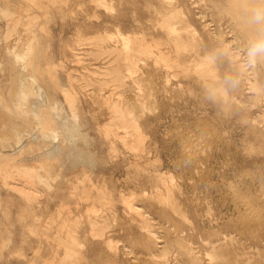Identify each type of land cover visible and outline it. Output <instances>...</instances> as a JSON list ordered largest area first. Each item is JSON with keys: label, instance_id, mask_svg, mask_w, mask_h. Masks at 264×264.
<instances>
[{"label": "rangeland", "instance_id": "1", "mask_svg": "<svg viewBox=\"0 0 264 264\" xmlns=\"http://www.w3.org/2000/svg\"><path fill=\"white\" fill-rule=\"evenodd\" d=\"M30 1H34L33 4ZM92 1L0 0V8L8 6L13 13L15 11V14L22 15V25L30 18L34 19V15L36 19L39 17V20L34 19L31 23V28L35 38L42 36L32 42L33 51L36 50L34 61L36 65L40 63L37 69L41 94L31 97L29 105L39 108L46 100L57 104L66 113L73 99L75 109L81 111L77 110L79 118L76 121L79 138L68 146L57 139L53 143L47 141L46 149L38 151L31 148L32 145L37 146L39 141L36 134L30 132H22L17 144L10 140L6 143L4 138L0 140V154L7 156L0 155V169L4 166L8 170L15 166H35L42 175L44 169L41 164L46 157L45 152H53L56 145L64 148L52 153L56 159L52 160L54 164L49 169L52 179H49L47 186L39 180L32 181L34 193L29 199L18 191L17 195L9 186L6 188V178L0 170V250H3L0 251V264H58L64 257V248L57 238L66 235L69 229L63 225L68 223L76 225L73 230L82 240H78L80 246L77 247L80 262L76 260L71 264H190L191 259L198 264H264V94L259 92V89H264V65L252 61L249 54L251 42L241 35L230 14L223 10V7H227L226 3H223L224 0ZM214 3L217 6L221 3L222 7H217L220 12ZM45 8L49 11H45ZM166 20H172L170 26L178 31L167 32L170 30ZM22 29L23 26H20ZM0 30L1 43L6 33V20L1 15ZM117 34L146 43L145 51L135 53L129 50L125 55L122 38L119 35L118 38ZM21 36L26 38L24 33ZM185 42L187 47L184 46ZM2 47L1 51L4 52V44ZM3 52L0 53L4 56H0L3 64L0 66V84L9 92L15 75L10 55ZM160 54L170 58L174 63L173 69L168 70L167 58L163 55L162 58ZM41 60L44 61L41 63ZM193 60L197 64L200 60L202 65L195 64ZM206 67L213 68V73L209 74L207 71L210 70ZM117 72L123 79H116ZM67 93L74 95L70 97L71 102L64 96ZM111 103L132 111L129 112L133 117H128L132 124L137 121V132L142 136L138 139L139 143L130 141L129 136L134 132V129H130L131 125L130 128H116L119 134L124 131L125 134L121 135L125 137L127 145L115 135V129L109 127V121H113L114 117ZM110 129L114 135L110 134ZM130 145L134 146V151L128 148ZM12 178L7 179L16 182L24 179L20 175ZM103 192L106 195L102 196ZM160 196H167L170 201L162 202ZM100 197H103V201L98 199ZM131 201L138 211L130 209ZM236 201L241 204L238 205ZM243 203L246 206L240 207ZM104 217L109 221L108 231L105 229L104 237H98L101 238L98 240L90 234L88 223L106 220ZM144 221L157 238L147 232ZM41 235L47 236V241ZM7 237L10 244L6 241ZM108 241L111 242L110 246L107 245ZM162 248L167 253L159 257ZM207 254L213 257L209 258Z\"/></svg>", "mask_w": 264, "mask_h": 264}, {"label": "bare ground", "instance_id": "2", "mask_svg": "<svg viewBox=\"0 0 264 264\" xmlns=\"http://www.w3.org/2000/svg\"><path fill=\"white\" fill-rule=\"evenodd\" d=\"M16 1V0H15ZM28 1V0H27ZM38 1V0H37ZM52 1V0H51ZM55 1H57V0H55ZM70 1V0H69ZM82 1V0H81ZM89 1V0H88ZM94 1V0H93ZM92 1V2H93ZM104 1V0H103ZM102 1V2H103ZM120 1H122V0H120ZM226 1V2H225ZM17 2H19V1H17ZM31 2V1H30ZM32 2H34V1H32ZM31 2V3H32ZM43 2V1H42ZM95 3H96V1H94ZM98 2V1H97ZM99 2H101L100 0H99ZM216 2H217V0H216ZM11 3V2H10ZM14 3V2H13ZM45 3H46V1H45ZM45 3H44V5H45ZM51 3V2H50ZM54 3V2H53ZM53 3H51V4H53ZM61 3H62V1H61ZM104 4H105V2H103ZM208 3L210 4V2L208 1ZM225 5H227V7H226V9H224V7H223V10H226L229 14H230V19H233L234 21H235V24L237 25V29L239 28V32L241 33V35L246 39V40H248L249 42H251V51H250V57H251V59H252V61L253 62H256V61H258V63H260V64H262V65H264V0H224V2H223ZM4 4V3H3ZM2 4V5H3ZM33 4V3H32ZM38 4V3H37ZM36 4V5H37ZM40 4V3H39ZM58 4V3H57ZM57 4H55V5H57ZM102 4V3H101ZM212 4V3H211ZM215 4V3H214ZM223 4V5H224ZM13 5V4H12ZM16 5V4H15ZM46 5H48V3L46 4ZM45 5V6H46ZM59 5H60V3H59ZM96 5V4H95ZM103 5V4H102ZM101 5V6H102ZM106 5V4H105ZM216 5V4H215ZM214 5V6H215ZM219 5L221 6V3L219 4L218 3V6L216 5L215 6V8L217 9V7H219ZM17 6V5H16ZM45 6H43L42 5V7L44 8ZM98 6H99V4H98ZM213 6V7H214ZM24 7V6H23ZM28 7H29V5H28ZM32 7V6H31ZM177 7V6H176ZM222 7V6H221ZM25 8V7H24ZM33 8V7H32ZM61 8V7H60ZM214 8V9H215ZM220 8V7H219ZM46 9V8H45ZM57 9V8H56ZM55 9V10H56ZM167 9V8H166ZM216 9H215V11H216ZM28 10V9H27ZM44 10V9H43ZM48 9H46L45 11H47ZM52 10V9H51ZM60 10V9H59ZM59 10H58V12H59ZM65 10V9H64ZM169 10V9H168ZM170 10H171V8H170ZM174 10H175V8H174ZM173 10V11H174ZM218 10V9H217ZM220 10H222V9H220ZM33 11V10H32ZM49 11V10H48ZM53 11H54V9H53ZM61 11V10H60ZM63 11V10H62ZM165 11V10H164ZM179 11V10H178ZM34 12V11H33ZM218 12H220L219 10H218ZM224 12V11H223ZM227 12H225V13H227ZM21 13V12H20ZM23 13H24V11H23ZM44 13V12H43ZM52 13V12H51ZM172 13V12H171ZM175 13V12H174ZM227 13V14H228ZM26 14H27V11H26ZM37 14H40V13H37ZM60 14V13H59ZM214 14V13H213ZM227 14H225V15H227ZM228 14V15H229ZM0 15H1V17L2 18H4L5 20H6V33H5V36H4V38H3V42H1L0 43V53L1 52H3V51H1L2 49H3V47H2V44H4V52L7 54H9L10 55V58H11V68H12V72H14V75L15 76H13V77H15V82H13L12 83V85H11V87H10V91L8 92V91H6V88H4L5 86H3L2 84H0V140L1 139H3V141H5L6 143H8V140H10L11 142H13V144L15 143V144H17V143H20L19 141H20V138H21V136H22V132H30V133H34V134H36V139H38V141H39V143H37L38 145L37 146H31V148H33V149H41V148H44V149H46L45 147H46V144H48L47 143V141H52V143L55 141V140H62V142L64 143V144H66L67 146L69 145V144H71L78 136H79V133H78V130H77V117H78V114H77V112L79 111L78 109V111L75 109V107H74V102H73V99H72V102L70 101V97L72 96V94H71V96L67 93V95H64V96H66V98H67V100H69L71 103H72V105L71 104H69V103H67L68 105H71V107H69V112H66V113H64V111L57 105V104H54V103H50V102H48V101H44L43 102V104L38 108V107H33V106H30L29 105V103H30V101H29V103H28V100L31 98V97H35V96H39V94H41V88L38 86V81H39V70L37 69V65H39V64H37L36 65V63H35V61H34V53H36V52H34V51H36V50H34L33 51V45H32V42H34L35 41V39L36 38H40V37H42L41 35H39L40 37H36L35 38V36H34V33H33V30H32V28H31V23H33L35 20L34 19H36V17H35V15H34V19H31L30 18V21L29 22H27V23H25V21H24V24L22 25V23L23 22H21L22 20H21V16L19 15V14H15V11H14V13L9 9V7L8 6H6V7H2L1 6V8H0ZM41 15V14H40ZM42 15H44V14H42ZM41 15V16H42ZM47 15V14H46ZM45 15V16H46ZM51 15V14H50ZM61 15H62V13H61ZM60 15V16H61ZM167 15H169V14H167ZM166 15V16H167ZM176 15H177V13H176ZM178 15H179V13H178ZM222 15V14H221ZM44 16V17H45ZM165 16V17H166ZM172 16V15H171ZM183 15L181 14V17H182ZM215 16V15H214ZM217 16H219V14L217 15ZM26 17V16H25ZM29 17V16H28ZM32 17V16H31ZM38 17V16H37ZM63 17V16H62ZM61 17V18H62ZM95 17V16H94ZM203 17V16H202ZM43 18V17H42ZM41 18V19H42ZM49 18V17H48ZM167 18V17H166ZM169 18H170V16H169ZM173 19V18H172ZM177 19V18H176ZM36 20H39V17H38V19H36ZM167 21V23H166V26L169 28V30L171 31H167V32H169V33H172L173 31H175L176 29H174L173 27H171L170 26V22L172 21H170V22H168L169 20H166ZM233 21V22H234ZM38 22H41V21H38ZM46 22V21H45ZM179 22V21H178ZM229 22V21H228ZM232 22V23H233ZM37 23V22H36ZM164 23V22H163ZM177 23V22H176ZM38 24V23H37ZM164 25V24H163ZM20 26L22 27L23 26V29L22 30H20ZM35 26V25H34ZM46 26V25H45ZM165 26V25H164ZM164 26H162V27H164ZM178 26V25H177ZM39 27H40V25H39ZM42 27H44V26H42ZM167 27H165V28H167ZM182 27V26H181ZM44 28H48V27H44ZM44 28H43V30H44ZM167 28V29H168ZM178 28V27H177ZM42 29V28H41ZM187 29V28H186ZM1 31V30H0ZM176 31H178V30H176ZM183 31V30H182ZM166 32V33H167ZM186 32V31H185ZM21 33H24V35H25V37L26 38H21L22 36H21ZM119 33V32H118ZM48 34V33H47ZM46 35V34H45ZM118 35L119 34H117V37H118ZM37 36V35H36ZM106 36V35H105ZM119 36H121V38H122V42L121 43H123V50L124 51H126L125 53L123 52V50H122V52L125 54V55H127V51H128V53H129V50H132V51H135V53L136 52H143V51H145V49H146V47L144 46L145 44H142L141 42H139V41H135L134 39H132V37H130V36H125V35H122V34H120ZM169 36H170V34H169ZM173 36V35H172ZM179 36V35H178ZM193 36H195V35H193ZM107 37V36H106ZM182 37V36H181ZM186 37V36H185ZM101 38V37H100ZM108 38V41H109V37H107ZM119 38V37H118ZM120 38V39H121ZM171 38V37H170ZM173 38V37H172ZM191 38H192V36H191ZM1 39V38H0ZM43 39H44V37H43ZM103 39V38H102ZM38 40V39H37ZM88 40V39H87ZM86 40V41H87ZM90 40H92V39H90ZM94 40V39H93ZM96 40H98V38L96 39ZM172 40V39H171ZM179 40V39H178ZM185 40V39H184ZM194 40V39H193ZM1 41H2V39H1ZM41 41V40H40ZM82 41H84V40H82ZM102 41V40H101ZM113 41V40H112ZM116 41H119V40H116ZM141 41V40H140ZM143 41V40H142ZM145 41V40H144ZM143 41V42H144ZM180 41V40H179ZM182 41V40H181ZM187 41V40H186ZM189 41V40H188ZM187 41V42H188ZM195 41V40H194ZM193 41V42H194ZM13 42V44H11ZM36 42V41H35ZM85 42V41H84ZM119 42V43H120ZM173 42V41H172ZM192 42V41H191ZM83 43V42H82ZM87 43V42H86ZM89 43V42H88ZM87 43V44H88ZM92 43V42H91ZM93 43H94V41H93ZM98 43H100V42H98ZM102 43V42H101ZM169 43V42H168ZM175 43V42H174ZM190 43V42H189ZM196 43V42H195ZM11 44V45H10ZM96 44V43H95ZM108 44V43H107ZM169 44H171L172 45V43H169ZM225 44V43H224ZM39 45V44H38ZM104 45V44H103ZM149 45V44H148ZM186 45V42H185V44H184V46ZM195 45V44H194ZM197 45V44H196ZM217 45H220V44H216L215 46H217ZM78 45H76V47H77ZM81 46V45H80ZM94 46H96V45H94ZM99 46V45H98ZM107 46H109V45H107ZM178 46H180V45H178ZM183 46V45H182ZM35 47H37V51H38V46L37 45H35ZM49 47V46H48ZM48 47H46L47 49H48ZM90 47V46H89ZM121 47V46H120ZM119 47V48H120ZM169 47V46H168ZM173 47H174V45H173ZM177 47V46H176ZM175 47V48H176ZM186 47H187V45H186ZM190 47V46H189ZM193 47V46H192ZM196 47H198V46H196ZM201 47V46H200ZM199 47V48H200ZM203 47H204V45H203ZM220 47V46H219ZM96 48V47H95ZM104 48H106V47H104ZM103 48V49H104ZM119 48H118V50H119ZM149 48V47H148ZM175 48H174V50H175ZM181 48H184V47H181ZM191 48V47H190ZM193 48H195V47H193ZM202 48V47H201ZM249 49H250V47H248ZM258 48H261L262 50H260V51H257V49ZM42 48H40L39 50H41ZM122 49V48H121ZM170 49V48H169ZM188 49V48H187ZM216 49H217V47H216ZM150 50V49H149ZM157 50V49H156ZM173 50V49H172ZM172 50H171V52H172ZM191 50H193V49H191ZM203 50V49H202ZM201 50V51H202ZM98 51H100L101 52V49H99ZM110 51V50H109ZM108 51V52H109ZM112 51H114V50H112ZM121 51V50H120ZM162 51V50H161ZM176 51V50H175ZM199 51V50H198ZM197 51V52H198ZM206 51V50H205ZM228 51V50H227ZM3 52V53H4ZM45 52V51H44ZM46 52H48V51H46ZM116 52H117V50H116ZM146 52H147V50H146ZM145 52V53H146ZM178 52H179V50H178ZM183 52H184V50H183ZM194 52H196V51H194ZM103 53V52H102ZM110 53V52H109ZM119 53H121V52H119ZM158 53V52H157ZM185 53V52H184ZM189 53H191L190 51H189ZM2 54V53H1ZM7 54V55H8ZM40 54V53H39ZM106 54V53H105ZM211 54V53H210ZM4 55V54H3ZM6 55V56H7ZM44 55V54H43ZM47 55V54H46ZM122 55V54H121ZM124 55V56H125ZM161 55V54H160ZM163 55V57H164V54H162ZM162 55H161V57H162ZM172 55H173V53H172ZM193 55V54H192ZM191 55V56H192ZM218 55V54H217ZM1 56V55H0ZM40 56V55H39ZM111 56V55H110ZM159 56V55H158ZM167 56H168V54H167ZM179 56H183V55H179ZM178 56V57H179ZM185 56H187V55H185ZM190 56V57H191ZM196 56H197V54H196ZM2 57V56H1ZM4 57V56H3ZM2 57V58H3ZM45 57V56H44ZM48 57H50V56H48ZM162 57V58H163ZM166 57V56H165ZM164 57V58H165ZM177 57V58H178ZM199 57V56H198ZM36 58H37V56H36ZM100 58V57H99ZM115 59H116V57H114ZM119 58H121V57H119ZM167 58V67H169L168 68V70H170V69H173L172 67H173V62L170 60V58L169 57H166ZM173 58H175V57H173ZM187 58H189V57H187ZM186 58V59H187ZM192 58V57H191ZM218 58V57H217ZM216 58V59H217ZM45 59V58H44ZM48 59V58H47ZM125 59V58H124ZM185 59V60H186ZM193 59V58H192ZM199 59H200V57H199ZM202 59V58H201ZM200 59V60H201ZM205 59H206V55H205ZM40 60V59H39ZM48 60H50V58L48 59ZM113 60V59H112ZM166 60V59H165ZM175 60V59H174ZM180 60H181V58H180ZM199 60V61H200ZM202 60H204V59H202ZM207 60V59H206ZM209 60H210V58H209ZM234 60V59H233ZM42 61H44V60H41V63H42ZM51 61V60H50ZM49 61V62H50ZM120 61H121V59H120ZM129 61V60H128ZM162 61V60H161ZM187 61V60H186ZM199 61H198V64H200L199 63ZM46 62V64L48 65V63H47V61H45ZM118 62V60H116V63ZM122 62V61H121ZM155 62V61H154ZM164 62V61H163ZM183 62V61H182ZM181 62V63H182ZM190 62V61H189ZM193 62H194V60H193ZM201 62V61H200ZM208 62V61H207ZM210 62V61H209ZM8 63V62H7ZM38 63V62H37ZM52 63V62H51ZM119 63V62H118ZM124 63H125V61H124ZM135 63V62H134ZM173 63V64H172ZM176 63V62H175ZM179 63H180V61H179ZM184 63V62H183ZM186 63V62H185ZM195 64H197L196 62H194ZM194 63H192V64H194ZM203 63V62H202ZM166 64V63H165ZM188 64V63H187ZM197 64V65H198ZM205 64H206V62H205ZM203 65V66H206V65ZM214 64V63H213ZM212 64V65H213ZM3 64H2V61H0V66H2ZM120 65V64H119ZM179 65V64H178ZM200 65H202V64H200ZM199 65V66H200ZM211 65V66H212ZM216 65V64H215ZM254 65V64H253ZM49 66V65H48ZM47 66V67H48ZM51 66H53L52 64H51ZM175 66V65H174ZM123 67V66H122ZM164 67H165V65H164ZM184 67V66H183ZM192 67V66H191ZM201 67V66H200ZM219 67V66H218ZM261 67V66H260ZM43 68H46V67H43ZM54 68V67H53ZM116 68V67H115ZM120 68V67H119ZM125 68H127V67H125ZM137 68V67H136ZM179 68V67H178ZM178 68H177V70H178ZM187 68V67H186ZM196 68V66L195 67H193V69H195ZM199 68V67H198ZM198 68L196 69V70H198ZM203 68V67H202ZM207 69H208V67H206ZM213 68H217V67H215V66H213ZM212 68V69H213ZM1 69H3V68H1ZM112 68H110V70H111ZM123 69H124V67H123ZM212 69H208V70H210V71H207V72H209V74H211V73H213L211 70ZM176 70V69H175ZM200 70V72H201V69H199ZM206 70V69H205ZM99 71V70H98ZM104 71H106V70H104ZM124 71V70H123ZM125 71H128V73L130 72L129 71V69L127 70H125ZM124 71V72H125ZM134 71V70H133ZM179 71H180V69H179ZM183 71V70H182ZM193 71V70H192ZM45 73H46V71H44ZM111 72V71H110ZM187 72H189V71H187ZM207 72H206V74H207ZM217 72V71H216ZM54 73V72H53ZM131 73H133V72H131ZM168 73V72H167ZM181 73V72H180ZM205 73V72H204ZM214 73H215V70H214ZM47 74V73H46ZM103 74V73H102ZM107 74H108V72H107ZM110 74V73H109ZM126 74V73H125ZM198 74V73H197ZM209 74H207V77H208V75ZM230 74V73H229ZM48 75H49V72H48ZM47 75V76H48ZM219 75V74H218ZM53 76H54V74H53ZM52 76V77H53ZM110 76H112V75H110ZM181 76V75H180ZM232 76V75H231ZM43 76H41V78H42ZM58 77V76H57ZM71 77V76H70ZM104 77V76H103ZM126 77V76H125ZM206 77V78H207ZM212 77H213V74H212ZM8 78H10V77H8ZM40 78V79H41ZM44 78H46V76L44 77ZM56 77L54 76V79H55ZM173 78H174V76H173ZM49 80L51 79L50 77L48 78ZM70 79V78H69ZM73 79V78H72ZM112 79V78H111ZM116 79L117 80H120V79H123V78H120V76H119V72H117V74H116ZM212 79V78H211ZM58 80V79H57ZM199 80V79H198ZM215 81H216V79H214ZM46 81H47V79H46ZM105 81V80H104ZM11 82V81H10ZM41 82V81H40ZM80 82V81H79ZM88 82V81H87ZM108 81H106V83H107ZM116 82V81H115ZM8 83V82H7ZM54 83V82H53ZM52 83V84H53ZM86 83V82H85ZM204 83V82H203ZM209 83V82H208ZM215 83V82H214ZM214 83H213V85H214ZM249 83H251V82H249ZM264 83V82H263ZM77 84V83H76ZM96 84V83H95ZM94 84V85H95ZM133 84V83H132ZM43 85V84H42ZM46 85L48 86V84L46 83ZM207 85V84H206ZM35 86H37V87H35ZM70 86H72V85H70ZM96 86V85H95ZM209 86V85H208ZM207 86V87H208ZM211 86V85H210ZM216 86H218V85H216ZM51 87V86H50ZM86 87V86H85ZM204 87H205V85H204ZM260 87V86H259ZM45 88H46V86H45ZM89 88V87H88ZM212 88H213V86H212ZM254 88H255V86H254ZM258 88V87H257ZM58 89V88H57ZM62 89V88H61ZM71 89V88H70ZM70 89H69V92H70ZM86 89V88H85ZM259 89V88H258ZM7 90H9V89H7ZM59 90V89H58ZM74 92V91H73ZM222 92V91H221ZM259 92L261 93V94H264V89H259ZM220 93V92H219ZM42 94H43V92H42ZM64 94V93H63ZM223 94V93H222ZM76 95V94H75ZM90 95V94H89ZM118 95V94H117ZM221 95V94H220ZM256 95V94H255ZM74 96V95H73ZM72 96V97H73ZM227 96V95H226ZM226 96H225V98H226ZM38 98V97H37ZM260 98V97H259ZM32 100V99H31ZM109 100V99H108ZM235 100V99H234ZM261 100H262V98H261ZM68 101V102H69ZM76 101V100H75ZM110 101V100H109ZM263 101H264V99H263ZM262 101V102H263ZM63 102V101H62ZM106 102H107V100H106ZM114 102V101H113ZM66 103V102H65ZM105 103V102H104ZM119 103V102H118ZM77 104H78V102H77ZM76 104V105H77ZM106 104V103H105ZM112 104V103H111ZM63 105V104H62ZM66 105V104H65ZM113 105V106H112ZM111 106H112V108H110V109H112V112H113V114H114V117H113V121H109V127H111V128H114L115 130H113L114 131V133H115V135L119 138V139H121V141L123 142L124 141V138L125 137H123V135H121L122 133H124V131L121 133V134H119L117 131H116V128L118 127V128H123V129H125V128H130L131 130L132 129H134V130H132V134H131V136H129V138L131 139L130 141L132 142V141H136V143H137V141H138V139L140 138V137H142L140 134L141 133H139V131L137 132V124H136V122L134 121V120H136V119H134L133 120V122H135V123H133L132 124V122H131V118L130 117H133L132 115H130V114H132V113H130V112H132V111H130V110H127L126 108H122V107H120L118 104H112ZM257 105V104H256ZM78 107V106H77ZM68 108V107H67ZM66 111V110H65ZM130 111V112H129ZM263 111H264V109H263ZM79 112H81V111H79ZM261 113H263V112H261ZM128 115L130 116V117H128ZM111 116H112V114H111ZM259 116V115H258ZM261 116H262V114H261ZM81 118H82V116H80ZM247 117V116H246ZM252 117V116H251ZM79 118V117H78ZM261 118V117H260ZM263 118H264V115H263ZM133 119V118H132ZM140 119V118H139ZM19 121V123L17 122V121ZM81 120V119H80ZM138 120V119H137ZM263 120V119H262ZM251 122V121H250ZM23 125V126H21V125ZM251 124V123H250ZM129 125H131L130 127H129ZM106 126L108 127V125L106 124ZM252 126H254L253 124H252ZM264 126V125H263ZM106 127V128H107ZM108 129V128H107ZM262 129V128H261ZM120 130V129H119ZM129 130V129H128ZM131 130H129L130 132H131ZM105 131H107L106 129H105ZM126 131V130H125ZM110 132H111V129H110ZM129 133V132H128ZM128 133H126V135L128 134ZM108 135H109V133H107ZM110 134H113V132H111ZM125 134V133H124ZM263 134H264V132H263ZM26 135V134H25ZM28 135V134H27ZM106 135V134H105ZM114 135V134H113ZM27 137H29V135L27 136ZM32 137V136H31ZM105 137V136H104ZM128 137V136H127ZM190 137V136H189ZM79 138V137H78ZM31 139V138H30ZM28 140V139H27ZM126 140V139H125ZM128 140V139H127ZM82 141V140H81ZM129 141V142H130ZM193 141V140H192ZM4 142V143H5ZM41 142V143H40ZM124 142H126V145L128 144L127 143V141H124ZM114 143V142H113ZM138 143H139V141H138ZM262 143V142H261ZM29 144V143H28ZM132 144V143H131ZM2 145H3V143H2ZM8 145V144H7ZM19 145V144H18ZM54 145H56V144H54ZM136 145V144H135ZM138 145V144H137ZM140 145H141V143H140ZM258 145V144H257ZM4 146H6L5 144H4ZM30 146V145H29ZM72 146V145H71ZM131 146V145H130ZM139 146V145H138ZM8 147H10L9 145H8ZM73 147V146H72ZM134 147V146H133ZM132 146L131 147H128V148H131V150H133L132 148H133ZM11 148V147H10ZM7 149V148H6ZM62 149H64V148H62V147H60V146H58V145H56L55 147H54V149H52L53 150V152H56V151H59V150H62ZM8 150V149H7ZM37 150H35V151H37ZM43 150V149H42ZM137 150V149H136ZM20 151V150H19ZM38 151H40V150H38ZM38 151H37V153H38ZM134 151V150H133ZM8 152H10V151H8ZM25 152V151H24ZM53 152H51V151H46L45 152V155H46V157H44V159H42V164H41V167L44 169V175H42V174H40V172L36 169V167L34 168V167H29V166H26V165H22L21 166V168H17L16 166L14 167V168H12V169H10V170H8V168L6 169V168H2V169H0L2 172L1 173H3L4 175H5V182H6V184H5V186H6V188H7V186H9V189L10 188H12L11 190L12 191H14V192H16V191H18L19 193H21V195L23 194L25 197L24 198H28V197H31V195L34 193V188H33V185H32V181L33 180H39V182L41 183V184H44V185H46L47 186V183H48V181H49V179H52V175L49 173V169L53 166V162H52V160H54V159H56L54 156L52 157V153ZM136 152V151H135ZM198 152V151H197ZM10 153H12V152H10ZM33 153H34V150H33ZM34 154H36V153H34ZM0 155H2V154H0ZM18 155V154H17ZM25 155V154H24ZM38 155V154H37ZM203 154H201V156H202ZM3 157L4 156H6V155H2ZM9 156V155H8ZM20 156H21V154H20ZM27 156V155H26ZM195 156V155H194ZM7 157V156H6ZM12 157V156H11ZM18 157H19V155H18ZM29 157V156H28ZM35 157V156H34ZM0 158H1V156H0ZM9 158V157H8ZM14 157H12V159H13ZM21 158V157H20ZM43 158V157H42ZM6 159V158H5ZM15 159V158H14ZM17 159V158H16ZM19 159V158H18ZM23 159V158H22ZM25 159H27L26 157H25ZM3 161H4V158H3ZM10 161V160H9ZM15 161V160H14ZM13 161V162H14ZM5 162V161H4ZM12 162V161H11ZM12 162V163H13ZM33 162V161H32ZM7 163V162H6ZM10 163V162H9ZM19 163H21V162H19ZM33 163H35V162H33ZM32 163V164H33ZM0 164H2V162L0 163ZM4 164V163H3ZM26 164H27V162H26ZM36 164H37V162H36ZM8 166H10V165H8ZM12 166V165H11ZM19 166V165H18ZM20 167V166H19ZM1 168V167H0ZM58 168V170H59V167H57ZM40 171H41V169H40ZM21 176V177H23L24 179L22 180L21 179V182H19L18 180V182H16V181H10L9 179L10 178H12V177H15V176ZM1 176V175H0ZM169 176V175H168ZM163 177V176H162ZM2 178H4V177H2ZM7 178H9V179H7ZM18 178V177H17ZM169 178H171V177H169ZM19 179V178H18ZM55 179V178H54ZM157 179H159V178H157ZM166 179V178H165ZM7 180H9V181H7ZM12 180H13V178H12ZM15 180V179H14ZM20 180V179H19ZM162 180V179H161ZM169 180V179H168ZM171 180V179H170ZM51 181H53V180H51ZM88 181V180H87ZM163 181V180H162ZM167 181V180H166ZM166 181H163V182H166ZM174 181V180H173ZM3 182V181H2ZM162 182V183H163ZM0 185H2V184H0ZM4 185V184H3ZM49 187V186H48ZM47 187V189H49ZM162 187V186H161ZM156 188V187H155ZM172 188V187H171ZM169 189V188H168ZM248 189V188H247ZM81 190V189H80ZM154 190V189H153ZM158 191H159V189H157ZM82 191V190H81ZM85 191V189H83V192ZM109 191V190H108ZM156 191V190H155ZM169 191V190H168ZM18 192H16L17 193V195H18ZM37 192V191H36ZM72 192H74V191H72ZM80 192V191H79ZM87 192V191H86ZM85 192V193H86ZM88 192H89V190H88ZM87 192V193H88ZM171 192V191H170ZM169 192V193H170ZM107 193V192H106ZM156 193H158V192H156ZM161 193V192H160ZM77 194H79V193H77ZM76 194V195H77ZM81 194V193H80ZM99 194V193H98ZM145 194V193H144ZM12 195V194H11ZM14 195V194H13ZM20 195V194H19ZM72 195V194H71ZM103 195H106V194H104V192H103V194H102V196ZM120 195V194H119ZM0 196H1V194H0ZM15 196V195H14ZM93 196V195H92ZM108 196V195H107ZM109 196H110V194H109ZM56 197V196H55ZM77 197H79V196H77ZM85 197H87V195L85 196ZM153 197V196H152ZM173 197V196H172ZM241 197V196H240ZM7 199H8V196L6 197ZM6 198H5V200H6ZM33 198V197H32ZM80 198V197H79ZM77 199V200H80V199ZM160 199H161V201L162 202H165V203H167V202H169L170 201V199H169V197H167V196H160L159 197ZM3 199H4V197H3ZM29 199V198H28ZM27 199V200H28ZM54 199V198H53ZM85 199V198H84ZM98 199H100V200H102L103 201V197H100V198H98ZM111 199V198H110ZM123 199H124V197H123ZM132 199V198H131ZM242 199V198H241ZM8 200H10V199H8ZM108 200V199H107ZM112 200V199H111ZM125 200V199H124ZM123 200V201H124ZM257 200V199H256ZM19 201H21L20 200V198H19ZM58 201V200H57ZM91 201H93V200H91ZM130 201V200H129ZM133 201H135V200H133ZM81 202V201H80ZM109 202V201H108ZM107 202V203H108ZM132 202V201H131ZM136 202V201H135ZM237 203L239 202V201H236ZM242 202H245V200L243 201L242 200ZM99 203V202H98ZM101 203V202H100ZM137 203H138V201H137ZM235 203V202H234ZM236 203V204H237ZM247 203V202H246ZM28 204V203H27ZM49 204V203H48ZM50 204H51V202H50ZM68 204V203H67ZM75 204V203H74ZM79 204V203H78ZM103 204V203H102ZM111 204H112V202H111ZM122 204V203H121ZM125 204H126V202H125ZM124 204V205H125ZM173 204V203H172ZM239 204H241V203H238V205ZM23 206H24V204H22ZM29 205H31L32 206V204H30L29 203ZM56 205V204H55ZM54 205V206H55ZM59 205V204H58ZM71 205V204H70ZM84 205V204H83ZM90 205V204H89ZM97 205V204H96ZM108 205H109V203H108ZM107 205V206H108ZM128 205V204H127ZM141 205V204H140ZM167 205L168 204H166V207H167ZM250 205V204H249ZM36 206H37V204H36ZM80 206V205H79ZM84 206H86V205H84ZM92 206V205H91ZM175 206H177V205H175ZM242 206H244V203H243V205H241L240 207H242ZM246 206V205H245ZM244 206V207H245ZM248 206V205H247ZM58 207V206H57ZM61 207H62V205H61ZM83 207V206H82ZM102 207V206H101ZM112 207H114V206H112ZM129 207H130V209L132 210H136V211H138L139 209L136 207V205H135V203H130L129 202ZM145 207V206H144ZM243 207V208H244ZM16 208V207H15ZM35 208V207H34ZM37 208V207H36ZM63 208H65V207H63ZM69 208V207H68ZM97 208V207H96ZM126 208H128V207H126ZM253 208V207H252ZM21 209H24V208H21ZM52 209V208H51ZM61 209V208H60ZM72 209V208H71ZM74 209V208H73ZM89 209V208H88ZM94 209V208H93ZM144 209V208H143ZM247 209V208H246ZM249 209V208H248ZM33 210V209H32ZM63 210V209H62ZM105 210V209H104ZM103 210V211H104ZM108 210V209H107ZM127 210H129V208L127 209ZM8 211V210H7ZM18 211V210H17ZM23 211V210H22ZM44 211V210H43ZM49 211V210H48ZM70 211V210H69ZM85 211H86V208H85ZM99 211V210H98ZM135 211V212H136ZM142 210H140V212H141ZM6 212V211H5ZM9 212V211H8ZM20 212V211H19ZM27 212V211H26ZM52 212V211H51ZM56 212V211H55ZM87 212H88V210H87ZM92 212V211H91ZM95 212V211H94ZM102 212V211H101ZM130 212V211H129ZM134 212V213H135ZM3 213H4V211H3ZM2 213V214H3ZM23 213V212H22ZM28 213V212H27ZM86 213V212H85ZM100 213V212H99ZM131 213V212H130ZM0 214H1V212H0ZM17 214V213H16ZM16 214H15V216H16ZM37 213H35V215H36ZM41 214V213H40ZM52 214V213H51ZM55 214V213H54ZM72 214V213H71ZM87 214V213H86ZM91 214V213H90ZM141 214V213H140ZM142 214H145L144 212L142 213ZM141 214V215H142ZM4 215H6V213H4ZM9 215V214H8ZM23 215V214H22ZM39 215V214H38ZM42 215H44V213H42ZM67 215V214H66ZM75 215V214H74ZM73 215V216H74ZM78 215H79V213H78ZM104 215V214H103ZM10 216V215H9ZM31 216V215H30ZM58 216V215H57ZM64 216V215H63ZM62 216V217H63ZM81 216V215H80ZM79 216V217H80ZM91 216V215H90ZM97 216V215H96ZM95 216V217H96ZM101 216V215H100ZM100 216H99V218H100ZM114 216V215H113ZM144 217H145V215H143ZM254 216V215H253ZM7 217V216H6ZM45 217V216H44ZM55 217V216H54ZM61 217V218H62ZM76 217V216H75ZM78 217V216H77ZM112 217V216H111ZM138 217V216H137ZM3 218H4V216L2 217V220H3ZM22 218H24V217H22ZM27 218V217H26ZM52 217H50V219H51ZM98 218V217H97ZM105 218V217H104ZM107 218V217H106ZM105 218V219H106ZM33 219V218H32ZM37 219V218H36ZM49 219V220H50ZM54 219H56V218H54ZM63 219V218H62ZM91 219V218H90ZM96 219V218H95ZM101 219V218H100ZM144 219V218H143ZM146 219H147V217H146ZM5 220V219H4ZM7 220H9V219H6V221ZM11 220V219H10ZM17 220H19V219H17ZM22 220H24V219H22ZM57 220V219H56ZM69 220V219H68ZM71 220H72V218H71ZM140 220V219H139ZM12 221V220H11ZM25 221H27V220H25ZM24 221V222H25ZM37 221H38V219H37ZM44 221V220H43ZM42 221V222H43ZM45 221H46V219H45ZM67 221V220H66ZM66 221H63V223L65 222L66 223ZM76 221H77V218H76ZM108 220L106 219V220H101V221H98V220H92V221H90V223H88L89 224V227H90V234L93 236V237H104V235H105V231L107 230L106 228H107V225H108V222H107ZM138 221V220H137ZM141 221V220H140ZM150 221V220H149ZM20 222V221H19ZM23 222V223H24ZM68 222V221H67ZM87 222V221H86ZM89 222V221H88ZM251 222V221H250ZM28 223V222H27ZM44 223V222H43ZM50 223H52V222H50ZM54 223V222H53ZM73 223H74V221H73ZM77 223V222H76ZM82 223V222H81ZM144 228L147 230V232L151 235V236H156L155 235V233L153 232V230L150 228V226L148 225V223H146L145 221H144ZM7 224H9V223H7ZM42 224V223H41ZM71 223H68V224H64L63 226L64 227H66V228H68L69 230L67 231V233H66V235L65 236H63V234H62V236H57L56 238H57V241H58V243L64 248V252H63V254H64V257H63V259H60V261L58 262V264H71V263H75V261L76 260H78L79 259V252H78V250H77V247H78V245H79V241L81 240V239H79L78 238V235H77V232H75L73 229L75 228V226L76 225H70ZM87 224V225H88ZM149 224H150V222H149ZM1 225V224H0ZM33 225V224H32ZM47 225H49V224H47ZM58 225V224H57ZM11 226V225H10ZM9 226V227H10ZM56 226V225H55ZM138 226H140V225H138ZM3 227V226H2ZM7 227V226H6ZM35 227V226H34ZM51 227V226H50ZM49 227V228H50ZM61 227V226H60ZM78 227H80L79 225H78ZM77 227V228H78ZM112 227V226H111ZM153 227V226H152ZM245 227V226H244ZM5 228V227H4ZM38 228V227H37ZM43 228V227H42ZM55 228V227H54ZM65 228V229H66ZM81 228V227H80ZM47 229H48V226H47ZM61 229V228H60ZM106 229V230H105ZM141 229V228H140ZM4 230V229H3ZM3 230H2V232H3ZM26 230V229H25ZM34 230V229H33ZM40 230V229H39ZM79 230V229H78ZM89 230V229H88ZM30 231V230H29ZM28 231V233H30ZM35 231V230H34ZM33 231V232H34ZM37 231V230H36ZM49 231H50V229H49ZM108 231V230H107ZM18 232V231H17ZM32 232V233H33ZM48 232V231H47ZM62 232V231H61ZM79 232V231H78ZM147 232H145V233H147ZM8 233V232H7ZM54 233V232H53ZM57 233V232H56ZM55 233V234H56ZM81 233H82V230H81ZM26 234V233H25ZM36 234V233H35ZM41 234V233H40ZM39 234V235H40ZM80 234V233H79ZM2 235V234H1ZM0 235V236H1ZM16 235H18V234H16ZM29 235V234H28ZM30 235H31V233H30ZM32 235H34V234H32ZM48 235V234H47ZM81 235H85V234H81ZM81 235H80V238H81ZM7 236H9L8 234H7ZM42 236V235H41ZM44 237H45V235H43ZM42 236V237H43ZM90 236V235H89ZM89 236H87L88 237V239H89ZM147 236V235H146ZM23 238H25L24 236H22ZM38 237V236H37ZM47 237V236H46ZM46 237L44 238L45 240H46ZM158 237V236H157ZM157 237H155V238H157ZM8 238V237H7ZM26 238H28V237H26ZM35 238H36V236H35ZM51 238H52V236H51ZM55 238V237H54ZM41 239V238H40ZM49 239V238H48ZM83 239V238H82ZM103 239V238H102ZM19 240V239H18ZM24 240V239H23ZM79 240V241H78ZM91 240V239H90ZM98 240H101V238H98ZM2 241V240H1ZM0 241V242H1ZM6 241H9V238L6 240ZM29 241H30V239H29ZM47 241V240H46ZM49 241H51V240H49ZM56 241V240H55ZM82 241V240H81ZM93 241V240H92ZM104 241V240H103ZM43 242V241H42ZM41 242V243H42ZM53 242V241H52ZM178 242H180V241H178ZM184 242V241H183ZM9 244H10V241L8 242ZM21 243H22V241H21ZM34 243V242H33ZM83 243V242H82ZM84 243H86V242H84ZM103 243V242H102ZM23 244V243H22ZM31 244V243H30ZM46 244H48V243H46ZM80 244H81V242H80ZM98 244V243H97ZM105 244V243H104ZM117 244V243H116ZM154 244V243H153ZM184 244H186V243H184ZM3 245V244H2ZM42 245H43V243H42ZM86 245V244H85ZM96 245V244H95ZM107 245L108 246H110L111 245V242L110 241H108L107 242ZM113 245V244H112ZM57 246V245H56ZM80 246V245H79ZM88 246V245H87ZM106 246V245H105ZM181 246H183L182 244H181ZM0 247H2L1 245H0ZM26 247V246H25ZM33 247V246H32ZM43 247V246H42ZM58 247H60V246H58ZM83 247V246H82ZM172 247V246H171ZM26 248H28V247H26ZM26 248H25V250H26ZM30 248V247H29ZM28 248V249H29ZM51 248V247H50ZM49 248V249H50ZM53 248V247H52ZM79 248V247H78ZM109 248V247H108ZM217 248V247H216ZM215 248V249H216ZM20 249V248H19ZM101 249V248H100ZM106 249H107V247H106ZM213 249V248H212ZM16 250V249H15ZM14 250V251H15ZM24 250V249H23ZM22 250V252H24ZM30 250V249H29ZM62 250V249H61ZM187 250H189V249H187ZM1 252L3 251V250H0ZM18 251V250H17ZM37 252V250H34V252ZM102 251V250H101ZM158 251V250H157ZM0 252V255L2 254ZM13 252V251H12ZM32 252V251H31ZM34 252H32V253H34ZM39 252V251H38ZM37 252V253H38ZM61 252V251H60ZM100 252V251H99ZM107 252V251H106ZM213 252V251H212ZM217 252V251H216ZM17 253V252H16ZM56 253V252H55ZM54 253V254H55ZM166 253H167V250L165 249V248H162V250H161V253H160V255L161 256H159V257H163V256H165L166 255ZM29 254V253H28ZM82 254V253H81ZM13 255V254H12ZM99 255V254H98ZM112 255V254H111ZM158 255V254H157ZM196 255V254H195ZM2 256V255H1ZM11 256V255H10ZM23 256V255H22ZM62 256V255H61ZM84 256V255H83ZM101 256H103V254L101 255ZM207 256L209 257V258H212L213 256L211 255V254H207ZM244 256V255H243ZM246 256V255H245ZM40 257V256H39ZM54 257V256H53ZM56 257V256H55ZM110 257H112V256H110ZM150 257V256H149ZM174 258H175V255L173 256ZM2 258V257H1ZM11 258V257H10ZM33 258V257H32ZM173 258V259H174ZM214 258H215V256H214ZM223 258V257H222ZM56 259H57V257H56ZM25 260V259H24ZM176 260V259H175ZM210 260V259H209ZM79 261V260H78ZM150 261V260H149ZM212 261V260H211ZM258 261V260H257ZM26 262V261H25ZM41 262V261H40ZM48 262V261H47ZM80 262V261H79ZM172 262H174V260L172 261ZM247 262V261H246ZM259 262V261H258ZM15 263V262H14ZM30 263V262H29ZM52 263V262H51ZM51 263H49V264H51ZM82 263V262H81ZM189 263V262H188ZM198 264L197 262H195V260L194 259H191V261H190V264ZM16 264V263H15ZM18 264V263H17ZM56 264V263H55ZM152 264V263H151ZM175 264H176V262H175ZM226 264V263H225Z\"/></svg>", "mask_w": 264, "mask_h": 264}, {"label": "clouds", "instance_id": "3", "mask_svg": "<svg viewBox=\"0 0 264 264\" xmlns=\"http://www.w3.org/2000/svg\"><path fill=\"white\" fill-rule=\"evenodd\" d=\"M260 50H262V49H261V48H258V49H257V51H260Z\"/></svg>", "mask_w": 264, "mask_h": 264}]
</instances>
